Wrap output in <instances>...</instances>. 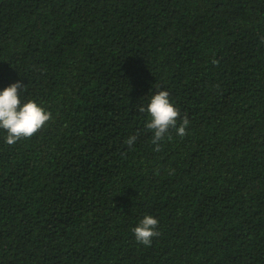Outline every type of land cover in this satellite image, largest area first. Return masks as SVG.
Wrapping results in <instances>:
<instances>
[{
	"label": "trees",
	"instance_id": "1",
	"mask_svg": "<svg viewBox=\"0 0 264 264\" xmlns=\"http://www.w3.org/2000/svg\"><path fill=\"white\" fill-rule=\"evenodd\" d=\"M17 80L52 119L0 130V264H264V0H0ZM158 90L189 120L159 152Z\"/></svg>",
	"mask_w": 264,
	"mask_h": 264
},
{
	"label": "clouds",
	"instance_id": "2",
	"mask_svg": "<svg viewBox=\"0 0 264 264\" xmlns=\"http://www.w3.org/2000/svg\"><path fill=\"white\" fill-rule=\"evenodd\" d=\"M23 87L24 84L17 80L0 90V130L6 132L5 142L8 145L31 138L52 119L51 113L35 101L29 99L21 102L20 90ZM169 96L167 90H158L151 95L146 105L137 106V110L148 117L145 129L152 133L151 143L156 146L154 151L157 152L161 150V141L166 137L171 139L170 130H174L180 137L187 135L189 120L187 116L181 117L180 111L172 104ZM137 135L127 138L125 143L128 147L135 143ZM157 225L156 218L145 215L132 228L135 240L144 246H150L153 237L160 235Z\"/></svg>",
	"mask_w": 264,
	"mask_h": 264
}]
</instances>
